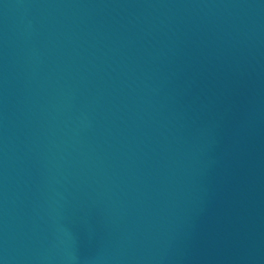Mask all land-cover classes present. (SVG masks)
Returning a JSON list of instances; mask_svg holds the SVG:
<instances>
[{"label":"water","instance_id":"obj_1","mask_svg":"<svg viewBox=\"0 0 264 264\" xmlns=\"http://www.w3.org/2000/svg\"><path fill=\"white\" fill-rule=\"evenodd\" d=\"M0 264H264V0H0Z\"/></svg>","mask_w":264,"mask_h":264}]
</instances>
